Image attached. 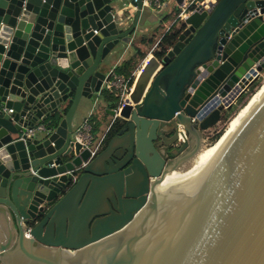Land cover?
I'll return each instance as SVG.
<instances>
[{"label": "water", "instance_id": "95a60500", "mask_svg": "<svg viewBox=\"0 0 264 264\" xmlns=\"http://www.w3.org/2000/svg\"><path fill=\"white\" fill-rule=\"evenodd\" d=\"M150 16L141 0H0V264H264V95L193 164L264 73V0L197 4L108 111L103 151L74 138Z\"/></svg>", "mask_w": 264, "mask_h": 264}, {"label": "built area", "instance_id": "2783aa9c", "mask_svg": "<svg viewBox=\"0 0 264 264\" xmlns=\"http://www.w3.org/2000/svg\"><path fill=\"white\" fill-rule=\"evenodd\" d=\"M135 4L139 3V0H133ZM143 7L150 8L157 12H162L165 8L166 0H141ZM212 0H184L183 7L181 11L174 17L172 21L168 24V27L164 30V33L158 38L147 57L142 61L139 67L131 74L129 78H125L118 74L116 70L111 72V79L105 83L104 89L110 93H115L119 99V104L117 107V117L122 111L125 101L129 98L135 88L136 80L140 76L143 68L148 64L149 60L155 55L159 50L163 38L166 34H169L173 27L180 21L185 20L189 15L192 14L194 9H196L197 4L202 2L209 4ZM207 8V7H206ZM97 34V31H95ZM93 115H90L74 132V138L77 142L84 145L91 152V158L96 157L105 147L110 133V128L102 134L101 136L94 135V123ZM45 125H38L35 130L29 132V136H34L36 131H45ZM212 136V135H211ZM209 138V137H207ZM211 140V138H210ZM207 142L208 140L205 139ZM204 141V143H205Z\"/></svg>", "mask_w": 264, "mask_h": 264}, {"label": "crops", "instance_id": "0c3cea01", "mask_svg": "<svg viewBox=\"0 0 264 264\" xmlns=\"http://www.w3.org/2000/svg\"><path fill=\"white\" fill-rule=\"evenodd\" d=\"M174 8H175L174 2L172 0H166L165 8L162 12H160V14L170 15L172 14L171 12L174 10ZM152 13H153V16H150V18L153 20V22L146 24V26L143 29L142 37H139L135 41V43L131 47H129L128 51L113 64V66L110 69V72L113 69L116 70L117 72L118 69L121 70L125 68L127 63L130 61V59H133V62H132L133 64L139 63L140 65L142 61L140 59V56L136 52V50L139 49L140 52L148 55V53L150 52V50L152 49V47L154 46L158 38H160V36L164 33V30L166 29V27H168V24L170 23V21L167 23L163 22L161 23V25L154 24V18H155L154 15L159 16V12L152 10ZM124 71L126 72V70ZM122 76L125 77L124 75ZM96 99H98L96 101V104L94 103L89 109L80 113L76 117L74 124H75V128L79 127L84 122V120L89 116V114L92 113L94 106L96 105V108L98 111L97 113H94V116H93L94 135L101 136L113 124L114 118L108 114V111L112 110L110 108V102L102 98V95L97 96Z\"/></svg>", "mask_w": 264, "mask_h": 264}, {"label": "trees", "instance_id": "16d2710c", "mask_svg": "<svg viewBox=\"0 0 264 264\" xmlns=\"http://www.w3.org/2000/svg\"><path fill=\"white\" fill-rule=\"evenodd\" d=\"M173 19L174 18L172 16L163 15V22L164 23L172 21ZM172 39H173V37L170 36V34H166V36L163 38V41H162L160 47H164V45H166V44L168 45L169 43H171ZM136 52L140 56L141 61H143L147 57V54L140 52L139 49H137ZM132 62H133V59H130V61L127 63L126 67L121 69V70L118 69L117 72L119 74L124 75L126 78H129L131 76V74L139 67V63H134L133 64ZM124 70H126V72ZM262 81L263 80L260 78L258 81L254 82L247 89V91L237 100V102L233 106L232 111L229 112L223 118L224 123H226L229 120V118L231 117V115L233 113H235L236 111L240 110V108H242L244 105H246L248 100L252 96H254L256 90L260 87ZM102 98H104V99H106L107 101L110 102V108L111 109H116L118 107L119 99L117 98L115 93H110V92L104 90L102 92ZM223 132H224V129L216 130L215 134L211 137V142L214 143V142L218 141V139H220V137L222 136ZM111 136H112V133H111ZM107 141H108V139H107Z\"/></svg>", "mask_w": 264, "mask_h": 264}, {"label": "bare ground", "instance_id": "6f19581e", "mask_svg": "<svg viewBox=\"0 0 264 264\" xmlns=\"http://www.w3.org/2000/svg\"><path fill=\"white\" fill-rule=\"evenodd\" d=\"M253 78L251 76H248L245 79V83H243V86H247L251 80ZM238 93V91L233 92L232 94L228 95L225 99V104L226 105H230L231 102H233V100L235 99V95ZM264 95V84L261 86V88L259 89V91L252 96L251 100L249 101V103L247 104V106L245 108H243L239 114H237L234 118L231 119L230 122H228V126L226 131L245 113L247 112L262 96ZM225 131V132H226ZM214 144V143H213ZM212 144V145H213ZM211 145V146H212ZM210 146V147H211ZM204 148L201 153L199 154V156L194 160L193 164L210 148ZM192 164V165H193ZM184 174L180 173V172H175L171 178L167 179V181L163 184V186L161 188H163V190H169L171 188H173L183 177ZM164 199V198H163Z\"/></svg>", "mask_w": 264, "mask_h": 264}, {"label": "rangeland", "instance_id": "374dc122", "mask_svg": "<svg viewBox=\"0 0 264 264\" xmlns=\"http://www.w3.org/2000/svg\"><path fill=\"white\" fill-rule=\"evenodd\" d=\"M260 78L263 80L262 81V83H261V85H260V87L256 90V92L255 93H257L258 91H259V89L261 88V86L264 84V73L262 74V75H260ZM255 95V94H254ZM252 98V97H251ZM250 98V99H251ZM250 99L248 100V101H250ZM247 103H249V102H247ZM246 103V104H247ZM245 106V105H244ZM244 106L242 107V108H240V110H238V111H236L235 113H233L232 115H231V117L229 118V120L226 122V123H224V121L222 120L215 128H213V129H211L207 134H206V138L205 139H207L208 141L206 142L205 141V143H204V146H203V149L204 148H207V147H210L213 143L211 142V140H210V138L215 134V131L216 130H221V129H224V132L223 133H225V131H226V129H227V126H228V122H230L231 121V118L233 117H235L237 114H239V112L244 108ZM212 135V136H211ZM207 137H209V138H207ZM215 143V142H214ZM192 164H188L187 166H185V168H188V167H190Z\"/></svg>", "mask_w": 264, "mask_h": 264}, {"label": "flooded vegetation", "instance_id": "af4514ba", "mask_svg": "<svg viewBox=\"0 0 264 264\" xmlns=\"http://www.w3.org/2000/svg\"><path fill=\"white\" fill-rule=\"evenodd\" d=\"M204 138H206V134H205V137Z\"/></svg>", "mask_w": 264, "mask_h": 264}]
</instances>
